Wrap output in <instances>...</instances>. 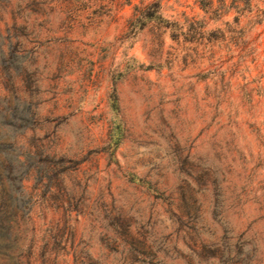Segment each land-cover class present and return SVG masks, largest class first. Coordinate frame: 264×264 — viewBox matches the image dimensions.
I'll list each match as a JSON object with an SVG mask.
<instances>
[{
    "label": "rangeland",
    "instance_id": "374dc122",
    "mask_svg": "<svg viewBox=\"0 0 264 264\" xmlns=\"http://www.w3.org/2000/svg\"><path fill=\"white\" fill-rule=\"evenodd\" d=\"M8 219L0 264H264V0H0Z\"/></svg>",
    "mask_w": 264,
    "mask_h": 264
},
{
    "label": "trees",
    "instance_id": "16d2710c",
    "mask_svg": "<svg viewBox=\"0 0 264 264\" xmlns=\"http://www.w3.org/2000/svg\"><path fill=\"white\" fill-rule=\"evenodd\" d=\"M7 194L9 195V198L10 200L13 202V203H16L18 204V202L20 201V192H18L16 190V188L14 187V185H12V183H9L8 186H7ZM10 220V221H9ZM5 222V221H4ZM13 223V219H8L6 220L5 222V225H0V245L3 243V238H4V228L6 227H10L8 223Z\"/></svg>",
    "mask_w": 264,
    "mask_h": 264
}]
</instances>
